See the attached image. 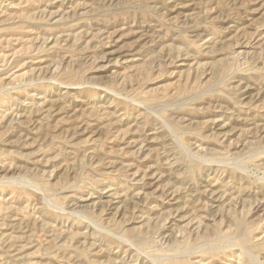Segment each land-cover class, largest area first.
Here are the masks:
<instances>
[{
    "label": "rangeland",
    "instance_id": "374dc122",
    "mask_svg": "<svg viewBox=\"0 0 264 264\" xmlns=\"http://www.w3.org/2000/svg\"><path fill=\"white\" fill-rule=\"evenodd\" d=\"M0 264H264V0H0Z\"/></svg>",
    "mask_w": 264,
    "mask_h": 264
},
{
    "label": "bare ground",
    "instance_id": "6f19581e",
    "mask_svg": "<svg viewBox=\"0 0 264 264\" xmlns=\"http://www.w3.org/2000/svg\"><path fill=\"white\" fill-rule=\"evenodd\" d=\"M242 228V227H241ZM234 229V228H233ZM217 236V235H216ZM218 238V237H217ZM233 239V238H232ZM232 241V240H231ZM237 242V241H236ZM239 244V243H238ZM191 250V249H190ZM142 253V252H141ZM128 263V262H127Z\"/></svg>",
    "mask_w": 264,
    "mask_h": 264
}]
</instances>
